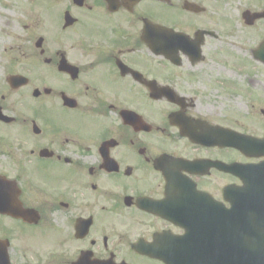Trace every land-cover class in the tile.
Returning a JSON list of instances; mask_svg holds the SVG:
<instances>
[{
	"label": "flooded vegetation",
	"instance_id": "1",
	"mask_svg": "<svg viewBox=\"0 0 264 264\" xmlns=\"http://www.w3.org/2000/svg\"><path fill=\"white\" fill-rule=\"evenodd\" d=\"M50 2L43 52L26 34L9 73L36 56L58 78H0L13 264L49 238L63 264H259L264 235L242 226L264 209L241 178L254 82L226 66L264 73V0Z\"/></svg>",
	"mask_w": 264,
	"mask_h": 264
},
{
	"label": "rangeland",
	"instance_id": "2",
	"mask_svg": "<svg viewBox=\"0 0 264 264\" xmlns=\"http://www.w3.org/2000/svg\"><path fill=\"white\" fill-rule=\"evenodd\" d=\"M49 4L48 0H0V78H3V75L10 70L12 63L10 64L9 60L12 56L19 54L20 48H16V45L20 46L22 44L26 33L31 32L34 36V41L38 34H41L42 29L40 26H43L44 22L46 23L51 16V12L47 9ZM44 28H47L46 24ZM22 50L24 51V49ZM32 60L36 64L35 59L31 58L30 61ZM39 65H41V62L30 69L29 74L32 78H38L37 76L44 73L45 78H54L52 71L45 69L43 72ZM228 70L229 67L226 66L227 73ZM241 70L248 74L252 73L249 66H243ZM235 71L233 78H241L240 83L246 85L247 78H245V74H240L238 70ZM257 71L258 69H255L254 73ZM254 73L249 78H252L256 83L255 88L258 89L256 96L259 101L258 104L255 100L252 101L254 106L247 107V111H253L257 107L258 111L264 109V74L255 75ZM241 102L249 106V102L245 98L241 99ZM259 118V115L255 118L258 120V124L260 123ZM45 244V249H41L42 252L40 254L31 251L26 255L25 259L18 258L17 260L20 262L26 260L29 264H61V243L53 245L50 241Z\"/></svg>",
	"mask_w": 264,
	"mask_h": 264
},
{
	"label": "water",
	"instance_id": "3",
	"mask_svg": "<svg viewBox=\"0 0 264 264\" xmlns=\"http://www.w3.org/2000/svg\"><path fill=\"white\" fill-rule=\"evenodd\" d=\"M0 250H1V255H0V264H8V259H7V254H6V248L5 245L0 242Z\"/></svg>",
	"mask_w": 264,
	"mask_h": 264
}]
</instances>
